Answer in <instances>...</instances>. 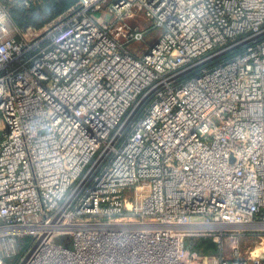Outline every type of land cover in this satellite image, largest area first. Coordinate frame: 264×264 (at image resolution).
<instances>
[{"label":"built area","instance_id":"2783aa9c","mask_svg":"<svg viewBox=\"0 0 264 264\" xmlns=\"http://www.w3.org/2000/svg\"><path fill=\"white\" fill-rule=\"evenodd\" d=\"M50 258L264 264V0H78L35 37L0 22V264Z\"/></svg>","mask_w":264,"mask_h":264},{"label":"rangeland","instance_id":"374dc122","mask_svg":"<svg viewBox=\"0 0 264 264\" xmlns=\"http://www.w3.org/2000/svg\"><path fill=\"white\" fill-rule=\"evenodd\" d=\"M45 6L51 8V14L40 19L39 22H33V20L28 15H26L27 19L23 21V24L20 25L18 22H14L21 32L25 33L29 37H35L39 33H43L48 30L55 23L56 20L64 16L63 13L59 14V12L56 11L57 8H54L53 4H46ZM132 22L144 27H148L147 36L145 39L146 42H151L162 32L161 29L151 27V20L144 13H138L137 17L133 19ZM256 240L257 237L255 234L248 233L242 235L240 239L241 249L246 250L249 246L254 247L256 245ZM57 241L59 243H64L66 245L73 246V244L71 243V237L68 235L59 236L57 238ZM232 244V240H228L225 242L227 253H229L230 246ZM194 250L197 251L199 254L214 255L218 252V246L212 240L206 239L198 243L195 246Z\"/></svg>","mask_w":264,"mask_h":264},{"label":"clouds","instance_id":"9594fccd","mask_svg":"<svg viewBox=\"0 0 264 264\" xmlns=\"http://www.w3.org/2000/svg\"><path fill=\"white\" fill-rule=\"evenodd\" d=\"M46 0H0V22L12 24L21 16L28 15L33 22L51 14Z\"/></svg>","mask_w":264,"mask_h":264},{"label":"trees","instance_id":"16d2710c","mask_svg":"<svg viewBox=\"0 0 264 264\" xmlns=\"http://www.w3.org/2000/svg\"><path fill=\"white\" fill-rule=\"evenodd\" d=\"M46 4H53L54 8H57V10H55L59 12V14L63 13L65 16L77 6L78 0H46ZM64 16L60 17L58 20H60ZM25 19H27L26 15L17 18L15 21L21 25L23 24V21H25ZM58 20H56L55 22H57Z\"/></svg>","mask_w":264,"mask_h":264},{"label":"water","instance_id":"95a60500","mask_svg":"<svg viewBox=\"0 0 264 264\" xmlns=\"http://www.w3.org/2000/svg\"><path fill=\"white\" fill-rule=\"evenodd\" d=\"M242 44H243V42L240 43V44L235 45L234 47H231V48H228V49H226V50H223V51H221V52H219V53H217V54H215V55L209 57V58L206 59L203 63H205V62H209V61H212V60H214V59H216V58H219V57H221V56H223V55H226V54H228L229 52H231L232 50H234V49L238 48L239 46H241ZM196 68H197V66H192V67H190V68L184 70L182 73H180L179 76H183V75H186V74H188V73H191V72L194 71Z\"/></svg>","mask_w":264,"mask_h":264},{"label":"bare ground","instance_id":"6f19581e","mask_svg":"<svg viewBox=\"0 0 264 264\" xmlns=\"http://www.w3.org/2000/svg\"><path fill=\"white\" fill-rule=\"evenodd\" d=\"M149 255H150V256H153V253L150 252ZM70 258H71V257H70ZM70 258H69V259H70ZM52 259H53V258L48 259L47 263H44V264H56V263L53 262ZM68 261H69V260H68Z\"/></svg>","mask_w":264,"mask_h":264}]
</instances>
